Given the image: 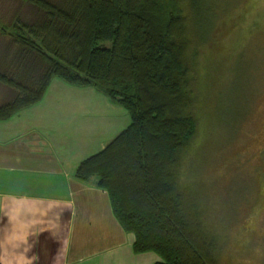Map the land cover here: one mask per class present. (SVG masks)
I'll return each instance as SVG.
<instances>
[{
    "label": "trees",
    "instance_id": "1",
    "mask_svg": "<svg viewBox=\"0 0 264 264\" xmlns=\"http://www.w3.org/2000/svg\"><path fill=\"white\" fill-rule=\"evenodd\" d=\"M24 1L43 19L0 24V36L15 47L12 58L9 47L0 57L1 69L11 59L12 74L1 70L0 83L14 93L0 106V122L41 103L54 78L95 88L131 123L83 161L76 178L97 179L122 228L135 235L136 254L154 253L158 264H218L215 242L199 209L188 204L179 174L199 128L186 0H167L172 9L159 25L139 12L144 0ZM187 2L196 14L199 0Z\"/></svg>",
    "mask_w": 264,
    "mask_h": 264
},
{
    "label": "rangeland",
    "instance_id": "2",
    "mask_svg": "<svg viewBox=\"0 0 264 264\" xmlns=\"http://www.w3.org/2000/svg\"><path fill=\"white\" fill-rule=\"evenodd\" d=\"M185 2L199 128L179 169L181 185L215 242L218 264H264V0H199L196 14ZM171 9L167 0H144L139 12L159 25ZM16 18L43 19L29 2L0 0V24ZM10 42L0 36L1 58L7 47L14 55ZM10 58L1 72L12 74Z\"/></svg>",
    "mask_w": 264,
    "mask_h": 264
},
{
    "label": "crops",
    "instance_id": "3",
    "mask_svg": "<svg viewBox=\"0 0 264 264\" xmlns=\"http://www.w3.org/2000/svg\"><path fill=\"white\" fill-rule=\"evenodd\" d=\"M13 94L0 83V106ZM129 118L95 88L54 78L41 103L0 122V264L162 262L134 252L135 235L122 228L96 178L75 176Z\"/></svg>",
    "mask_w": 264,
    "mask_h": 264
}]
</instances>
